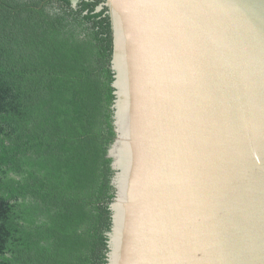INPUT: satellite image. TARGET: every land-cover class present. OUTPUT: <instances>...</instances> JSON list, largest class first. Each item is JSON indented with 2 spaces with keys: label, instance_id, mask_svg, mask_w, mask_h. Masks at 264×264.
<instances>
[{
  "label": "water",
  "instance_id": "95a60500",
  "mask_svg": "<svg viewBox=\"0 0 264 264\" xmlns=\"http://www.w3.org/2000/svg\"><path fill=\"white\" fill-rule=\"evenodd\" d=\"M103 6L115 94L106 264H264V0Z\"/></svg>",
  "mask_w": 264,
  "mask_h": 264
},
{
  "label": "trees",
  "instance_id": "16d2710c",
  "mask_svg": "<svg viewBox=\"0 0 264 264\" xmlns=\"http://www.w3.org/2000/svg\"><path fill=\"white\" fill-rule=\"evenodd\" d=\"M104 0H0V264H106L115 171Z\"/></svg>",
  "mask_w": 264,
  "mask_h": 264
}]
</instances>
